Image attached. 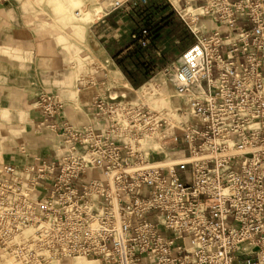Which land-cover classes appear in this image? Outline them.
<instances>
[{"label": "built area", "instance_id": "built-area-1", "mask_svg": "<svg viewBox=\"0 0 264 264\" xmlns=\"http://www.w3.org/2000/svg\"><path fill=\"white\" fill-rule=\"evenodd\" d=\"M166 1L193 44L135 99L98 95L76 127L38 95L61 154L0 167V264H264V0Z\"/></svg>", "mask_w": 264, "mask_h": 264}, {"label": "crops", "instance_id": "crops-1", "mask_svg": "<svg viewBox=\"0 0 264 264\" xmlns=\"http://www.w3.org/2000/svg\"><path fill=\"white\" fill-rule=\"evenodd\" d=\"M107 18L92 25L90 34L114 67L102 59L92 76L86 78L87 81L93 78L98 85L81 89L79 83V99L74 100L70 92L65 97L62 94L66 90L62 81L64 57L68 55L62 48L61 34L48 28L50 19L37 15L28 6V0H0V125L18 123L21 117L25 122V131L14 145L0 144V167L30 165L36 160L50 163L60 156L61 139L48 128L52 120L46 122L38 110V95L46 92L63 98L65 118L76 127L91 122L93 101L98 95L107 97L115 90L118 95L125 93L131 99L136 98L135 91L139 88L134 89L114 62L117 55L132 50L133 47L129 48L132 42L120 43L118 35L110 33V27L105 25ZM78 51H72L73 55ZM105 71L108 81L104 78ZM64 76L69 78L67 73Z\"/></svg>", "mask_w": 264, "mask_h": 264}, {"label": "rangeland", "instance_id": "rangeland-1", "mask_svg": "<svg viewBox=\"0 0 264 264\" xmlns=\"http://www.w3.org/2000/svg\"><path fill=\"white\" fill-rule=\"evenodd\" d=\"M28 6L33 7L37 15L50 19L48 28L61 34L62 48L68 55L64 57L66 60L62 81L66 90L62 94L65 97L70 92L71 98L78 100L79 81L92 76L104 59L101 51L93 45L96 41L91 37L90 28L101 20L104 22L106 5L102 0H28ZM77 12H80V17L76 16ZM106 22L110 33L118 35V41L125 45H130L131 36L138 33L139 29L144 28L150 32L151 45L147 48L151 55L150 75L145 77L146 82L172 66L176 62L175 58L185 53L193 44L192 35L166 0H133L128 10L109 16ZM115 47L114 45L112 48ZM75 50H79L78 54L73 55ZM119 60L122 61L123 57ZM104 63L114 67L112 61L105 60ZM115 64L118 65L116 62ZM65 73L69 74V78L64 76ZM214 75L217 76L216 71ZM169 98L166 95L159 102L167 110H170ZM23 120L21 117L18 123L0 125V144L4 143L6 147L14 145L25 131Z\"/></svg>", "mask_w": 264, "mask_h": 264}, {"label": "trees", "instance_id": "trees-1", "mask_svg": "<svg viewBox=\"0 0 264 264\" xmlns=\"http://www.w3.org/2000/svg\"><path fill=\"white\" fill-rule=\"evenodd\" d=\"M184 40V39H182ZM133 47L125 55L123 53L117 55L114 61L120 65L123 74L126 76L127 80L130 81L134 88H140L145 84V77L149 76L151 55L148 53V49H143L139 47L136 43L132 42L129 46ZM123 60L120 61L119 58Z\"/></svg>", "mask_w": 264, "mask_h": 264}, {"label": "bare ground", "instance_id": "bare-ground-1", "mask_svg": "<svg viewBox=\"0 0 264 264\" xmlns=\"http://www.w3.org/2000/svg\"><path fill=\"white\" fill-rule=\"evenodd\" d=\"M172 3H173V6L178 10V11H180V7H179V4H178V2L177 1H175V0H172ZM206 22H204L203 24H205ZM93 45L97 48V49H99L100 51H101V54H102V57L108 62V61H112V60H110V58H108L106 55H105V53H104V51L101 49V47L96 43V42H94L93 43ZM113 63V62H112ZM89 264L88 262H81V263H79V264Z\"/></svg>", "mask_w": 264, "mask_h": 264}]
</instances>
